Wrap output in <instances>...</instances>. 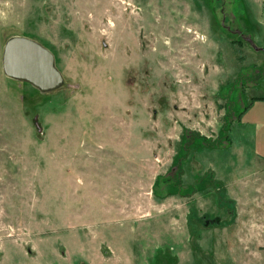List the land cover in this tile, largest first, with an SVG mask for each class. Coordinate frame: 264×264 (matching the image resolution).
I'll return each mask as SVG.
<instances>
[{
	"label": "rangeland",
	"instance_id": "obj_1",
	"mask_svg": "<svg viewBox=\"0 0 264 264\" xmlns=\"http://www.w3.org/2000/svg\"><path fill=\"white\" fill-rule=\"evenodd\" d=\"M14 35L59 85L4 73ZM262 92L264 0H0V264H249L212 244L264 175Z\"/></svg>",
	"mask_w": 264,
	"mask_h": 264
},
{
	"label": "crops",
	"instance_id": "obj_2",
	"mask_svg": "<svg viewBox=\"0 0 264 264\" xmlns=\"http://www.w3.org/2000/svg\"><path fill=\"white\" fill-rule=\"evenodd\" d=\"M254 106L264 108L263 92L258 97L251 99L247 107L243 108V112H250ZM262 111L264 112V109ZM255 123L261 126L263 121L257 120ZM262 127L263 125L259 129ZM258 149L260 152L254 150L253 146V152L264 163V150H261L259 146ZM262 172L264 173V169ZM253 180L255 181L254 187L257 190H255L256 195L253 201H249L247 197L243 196L246 195L243 191L246 184ZM237 181L241 182L242 185H239L238 188H241L242 191L241 196L236 198L235 218L232 220V225L230 226V228L235 227V238L227 239L226 237H222L220 238L222 247L212 244V246H215V248H212L215 254L219 255L220 252L221 257L226 260L229 259L231 253H234L236 260L248 262L249 264H264V195H262L264 194V175L261 173L258 176L253 175L251 180L242 178ZM231 230L229 229L228 231Z\"/></svg>",
	"mask_w": 264,
	"mask_h": 264
},
{
	"label": "water",
	"instance_id": "obj_3",
	"mask_svg": "<svg viewBox=\"0 0 264 264\" xmlns=\"http://www.w3.org/2000/svg\"><path fill=\"white\" fill-rule=\"evenodd\" d=\"M2 68L6 75L27 80L41 89L56 87L62 80L52 52L23 35H14L5 41Z\"/></svg>",
	"mask_w": 264,
	"mask_h": 264
},
{
	"label": "trees",
	"instance_id": "obj_4",
	"mask_svg": "<svg viewBox=\"0 0 264 264\" xmlns=\"http://www.w3.org/2000/svg\"><path fill=\"white\" fill-rule=\"evenodd\" d=\"M256 97H258V95L253 96L252 99H253V98H256ZM248 103H249V102H248ZM248 103L244 106V108L247 107ZM242 112H243V109L241 110V113H242Z\"/></svg>",
	"mask_w": 264,
	"mask_h": 264
}]
</instances>
